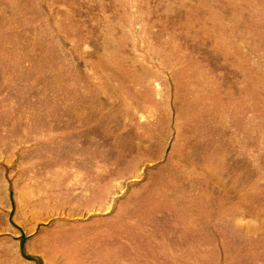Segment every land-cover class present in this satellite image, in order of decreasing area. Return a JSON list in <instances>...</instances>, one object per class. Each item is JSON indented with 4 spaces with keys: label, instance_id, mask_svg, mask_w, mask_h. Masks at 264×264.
Returning <instances> with one entry per match:
<instances>
[{
    "label": "rangeland",
    "instance_id": "374dc122",
    "mask_svg": "<svg viewBox=\"0 0 264 264\" xmlns=\"http://www.w3.org/2000/svg\"><path fill=\"white\" fill-rule=\"evenodd\" d=\"M0 264H264V0H0Z\"/></svg>",
    "mask_w": 264,
    "mask_h": 264
},
{
    "label": "bare ground",
    "instance_id": "6f19581e",
    "mask_svg": "<svg viewBox=\"0 0 264 264\" xmlns=\"http://www.w3.org/2000/svg\"><path fill=\"white\" fill-rule=\"evenodd\" d=\"M49 213V212H48ZM47 219V218H46ZM3 260V259H2Z\"/></svg>",
    "mask_w": 264,
    "mask_h": 264
}]
</instances>
